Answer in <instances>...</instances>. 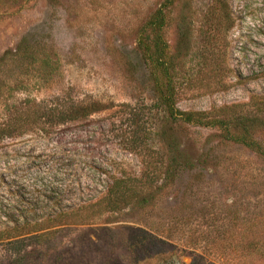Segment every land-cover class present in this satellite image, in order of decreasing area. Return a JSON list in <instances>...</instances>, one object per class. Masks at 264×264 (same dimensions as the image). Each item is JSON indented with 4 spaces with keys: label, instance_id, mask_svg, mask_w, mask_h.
I'll list each match as a JSON object with an SVG mask.
<instances>
[{
    "label": "rangeland",
    "instance_id": "obj_1",
    "mask_svg": "<svg viewBox=\"0 0 264 264\" xmlns=\"http://www.w3.org/2000/svg\"><path fill=\"white\" fill-rule=\"evenodd\" d=\"M159 9L175 107L234 105L264 141V0H0V125L25 100L108 106L0 139V264H264V158L217 127L171 119L157 103L143 48L154 51L147 24ZM145 169L173 178L147 208L65 225L46 250L27 255L34 245L18 254L1 237L17 208L41 219L56 201L82 203L109 176Z\"/></svg>",
    "mask_w": 264,
    "mask_h": 264
},
{
    "label": "trees",
    "instance_id": "obj_2",
    "mask_svg": "<svg viewBox=\"0 0 264 264\" xmlns=\"http://www.w3.org/2000/svg\"><path fill=\"white\" fill-rule=\"evenodd\" d=\"M164 23L165 14L159 9L147 24L152 34L154 51L147 54V47L143 48L144 54L151 61V76L154 79L155 92L158 95L157 103L171 119L179 120L185 124L217 127L225 139L243 144L257 151L256 153L264 158V141L257 142L248 128L252 117L246 116L242 110H230L234 105L220 106L207 112L180 111L175 107V82L169 60L164 54L166 46L161 40ZM142 31V35H144L145 30ZM147 36L149 38L150 34ZM42 62L50 66L55 63L52 57L46 54L43 56ZM23 105L22 107L21 105L15 106L14 112L5 119L4 124L0 125V139L3 137L4 139L14 138L33 130L46 133L48 129L56 128L67 122L85 120L94 113L108 108L107 104L98 100L78 101L71 98L52 104L25 100ZM261 105H264V101ZM121 107L124 110L128 105L123 104ZM137 113H141L138 108H134L130 113L132 121ZM234 123H240L238 124L239 132L234 130ZM139 132L138 136L143 135V131ZM167 174V171L145 169L138 176L125 173L111 175L104 185V190L97 196H90L89 199L79 204L67 205L69 207H62L60 201H56L53 215L41 219L28 218L26 212L30 211V208L22 206L24 210L16 209L19 215L8 214V217L6 216L7 222L12 225H6L4 230H1V237L7 240L10 248L18 254L25 252L28 245H34L35 248L28 250L23 255L31 254L40 248L46 250L51 245L52 239L65 225L85 224L104 213L118 212L129 207L147 208L151 203L148 198L151 192L159 193L170 180L173 181V178L169 179ZM203 234L200 233V236L206 241L209 248V244H212L211 235Z\"/></svg>",
    "mask_w": 264,
    "mask_h": 264
}]
</instances>
